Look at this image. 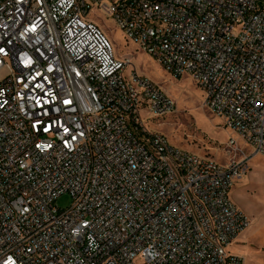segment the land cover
Here are the masks:
<instances>
[{
  "label": "built area",
  "instance_id": "obj_1",
  "mask_svg": "<svg viewBox=\"0 0 264 264\" xmlns=\"http://www.w3.org/2000/svg\"><path fill=\"white\" fill-rule=\"evenodd\" d=\"M98 14L264 158V0H0V264H242L243 164L146 128L176 103Z\"/></svg>",
  "mask_w": 264,
  "mask_h": 264
},
{
  "label": "rangeland",
  "instance_id": "obj_2",
  "mask_svg": "<svg viewBox=\"0 0 264 264\" xmlns=\"http://www.w3.org/2000/svg\"><path fill=\"white\" fill-rule=\"evenodd\" d=\"M97 16L100 19L97 21L114 46L116 56L130 61L127 74L135 70L149 78L176 103V113L172 115L152 118L143 114L146 128L163 134L173 146L184 151L207 156L223 165L243 164L245 173L234 186L231 198L248 216L250 224L228 250L240 257L242 264H264V158L254 154L236 133L223 126L218 116L204 107V94L190 76L174 77L156 59L127 40L114 20L104 14ZM2 77L3 73H0V79ZM231 138L236 140V147L229 152L226 144ZM71 204L72 198L68 194L62 195L56 202L61 210H66ZM136 264H145V261L139 257Z\"/></svg>",
  "mask_w": 264,
  "mask_h": 264
},
{
  "label": "bare ground",
  "instance_id": "obj_3",
  "mask_svg": "<svg viewBox=\"0 0 264 264\" xmlns=\"http://www.w3.org/2000/svg\"><path fill=\"white\" fill-rule=\"evenodd\" d=\"M128 70H129V68H128ZM168 90V89H167ZM168 92L170 93V91L168 90Z\"/></svg>",
  "mask_w": 264,
  "mask_h": 264
}]
</instances>
